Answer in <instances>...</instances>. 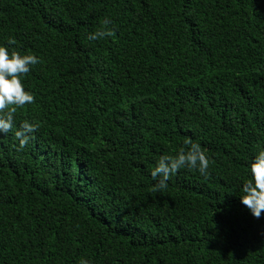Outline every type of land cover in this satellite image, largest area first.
Returning a JSON list of instances; mask_svg holds the SVG:
<instances>
[{
    "label": "trees",
    "instance_id": "16d2710c",
    "mask_svg": "<svg viewBox=\"0 0 264 264\" xmlns=\"http://www.w3.org/2000/svg\"><path fill=\"white\" fill-rule=\"evenodd\" d=\"M0 43L40 59L15 113L38 130L0 133V264H264V210L240 198L264 150V0H0ZM189 138L208 174L156 190Z\"/></svg>",
    "mask_w": 264,
    "mask_h": 264
},
{
    "label": "clouds",
    "instance_id": "9594fccd",
    "mask_svg": "<svg viewBox=\"0 0 264 264\" xmlns=\"http://www.w3.org/2000/svg\"><path fill=\"white\" fill-rule=\"evenodd\" d=\"M110 20H104V27L89 35V39L97 40L112 35L108 27ZM12 43V41H9ZM40 62L35 54H25L17 50L9 51L6 44L0 43V133L8 134L15 129L18 148L23 149L31 134L36 132L39 124L23 121L16 128L15 113L19 107L34 103L35 96L25 89L22 77L31 71V66ZM176 154H163L156 167L151 171L153 179H157L156 190L167 187V182L183 168L198 169L202 175L208 174L209 157L199 142L191 138L184 141ZM241 202L247 206L252 215L260 218L264 210V150L255 156L251 163V178L242 187ZM79 264H90L87 259H81Z\"/></svg>",
    "mask_w": 264,
    "mask_h": 264
}]
</instances>
